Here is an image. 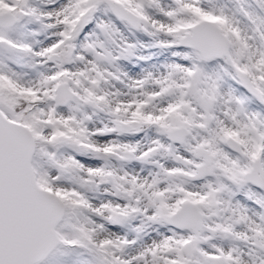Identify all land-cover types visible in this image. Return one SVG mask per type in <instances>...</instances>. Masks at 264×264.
Returning a JSON list of instances; mask_svg holds the SVG:
<instances>
[{
	"label": "snow or ice",
	"instance_id": "obj_1",
	"mask_svg": "<svg viewBox=\"0 0 264 264\" xmlns=\"http://www.w3.org/2000/svg\"><path fill=\"white\" fill-rule=\"evenodd\" d=\"M0 264H264V0H0Z\"/></svg>",
	"mask_w": 264,
	"mask_h": 264
}]
</instances>
